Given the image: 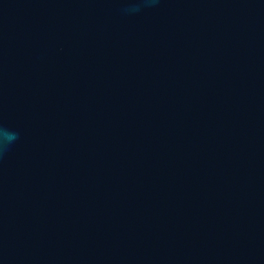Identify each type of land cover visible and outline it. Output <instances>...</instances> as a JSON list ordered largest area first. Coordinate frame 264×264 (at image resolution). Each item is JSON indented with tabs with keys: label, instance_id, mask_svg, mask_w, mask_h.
I'll list each match as a JSON object with an SVG mask.
<instances>
[{
	"label": "water",
	"instance_id": "1",
	"mask_svg": "<svg viewBox=\"0 0 264 264\" xmlns=\"http://www.w3.org/2000/svg\"><path fill=\"white\" fill-rule=\"evenodd\" d=\"M0 264H264V0H0Z\"/></svg>",
	"mask_w": 264,
	"mask_h": 264
},
{
	"label": "clouds",
	"instance_id": "2",
	"mask_svg": "<svg viewBox=\"0 0 264 264\" xmlns=\"http://www.w3.org/2000/svg\"><path fill=\"white\" fill-rule=\"evenodd\" d=\"M16 138L17 135L15 133L0 132V147L6 149Z\"/></svg>",
	"mask_w": 264,
	"mask_h": 264
}]
</instances>
